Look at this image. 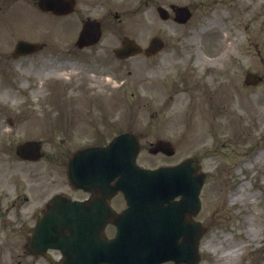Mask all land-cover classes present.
Returning <instances> with one entry per match:
<instances>
[{"label":"rangeland","instance_id":"374dc122","mask_svg":"<svg viewBox=\"0 0 264 264\" xmlns=\"http://www.w3.org/2000/svg\"><path fill=\"white\" fill-rule=\"evenodd\" d=\"M100 1L79 0L82 17L87 12L83 5ZM145 1L117 0L112 11H119L123 4L134 8ZM196 1L211 3L213 11L208 18L200 13L194 15L185 26L162 21L155 12L156 5L175 3L192 7ZM228 1L152 0L155 3L151 13L144 17L136 13L123 15L121 21L111 19V23L104 19L109 27L103 29L101 42L96 48L76 51L75 55L62 56L65 53L59 49L73 47L72 40L80 26L77 21L72 24L73 31L60 34L51 30V26H59L57 23L47 21L42 26L45 17L40 18L36 39L48 38L50 49L17 60H12L7 51L19 34L26 32L25 20L7 23L0 29L5 32L0 38V264H50L25 249L36 211L54 193L67 194L70 190L65 166L72 152L89 144H104L123 131L137 136V164L144 168L175 164L189 156L199 158L206 178L199 195L201 210L195 220L208 228L200 240L199 264H264V0H240L247 6L242 17L235 16ZM197 26L201 27L199 31ZM124 35L134 38L142 47L157 35L170 42L167 52L175 51L181 60L167 61L164 55L166 60L159 62L138 55L117 62L112 49ZM197 53L200 59L219 63L215 65L221 73L202 75L196 71L193 85L191 80L181 81L186 72L180 66L191 64ZM70 58L76 61H68ZM162 63L166 66L163 72L155 66ZM150 66L156 70L147 75ZM246 71L263 76L262 83L244 88ZM111 72L116 73L115 79ZM52 75L60 76L61 85L68 77L70 87L61 89L60 97L51 88L45 90L44 99H38L39 93L36 94L38 102L33 105V101L28 111L22 102L34 97L26 98L25 88L43 86ZM105 75H110L108 78L114 82L108 85ZM204 82L207 87L200 84ZM113 84L117 86L112 87ZM227 93H231L230 99L219 101ZM211 94L222 97H215L209 109L205 102L212 100L208 99ZM47 97L71 103V110L83 113L86 126L77 120L76 130H84L66 135L65 116L56 117L53 131L42 130L51 121L48 115L62 108L47 103ZM193 99L199 100L200 105ZM28 139L42 144L43 158L37 162L20 161L15 156L16 145ZM158 139L170 141L174 155L148 153L150 144ZM240 183L243 198L231 203L230 196ZM113 206L123 208V198L117 197ZM105 233L112 236L114 228L107 227ZM50 253L58 259L57 252Z\"/></svg>","mask_w":264,"mask_h":264},{"label":"water","instance_id":"95a60500","mask_svg":"<svg viewBox=\"0 0 264 264\" xmlns=\"http://www.w3.org/2000/svg\"><path fill=\"white\" fill-rule=\"evenodd\" d=\"M93 30L86 27L81 32L79 46L96 38ZM36 48V44L19 42L16 50ZM165 146L159 141L150 152L165 151ZM26 148L32 150V158H37L35 142L19 146L18 154L24 157ZM137 150L133 137L120 135L106 148L78 153L70 167L71 182L93 190L100 188L97 178H102L105 185L118 177L115 188L123 192L127 209L115 214L105 202L90 200L86 205L56 195L49 201V209L38 213L27 249L44 253L49 247L57 248L63 254L60 264H160L168 260L195 264L199 238L205 231L189 219V214L199 208L203 176L196 175L197 164L187 160L175 167L144 171L135 165ZM176 196L180 200L172 201ZM107 222L117 228L110 241H105L101 233Z\"/></svg>","mask_w":264,"mask_h":264},{"label":"flooded vegetation","instance_id":"af4514ba","mask_svg":"<svg viewBox=\"0 0 264 264\" xmlns=\"http://www.w3.org/2000/svg\"><path fill=\"white\" fill-rule=\"evenodd\" d=\"M234 1H236V2L239 1L241 3L240 0H234ZM20 3H22V4H20ZM76 3H77V0H75L74 9L72 12L63 15V14H57V13L52 12V11L41 10L39 8V0H0V29H2L5 25H7L8 22L11 23L15 20H25V22L27 24L26 33L28 35H34L36 27L38 26L40 15H43L46 18L51 19L52 21H57L60 23H70V22H75V21H82V13L80 11H78V7H77ZM146 6H148V5L146 4ZM91 7L89 6L87 8L86 6H83V8L87 11L86 16H85L86 19H97L96 16H93L94 14H96L102 20H104V19H107L111 14V9H110V6H108V5L95 4L94 6H91ZM204 7L205 6L203 5V3H201V1H196V3H194V6L192 7V9H193L195 17L199 13H200V15H202V17H204V15H205ZM90 8L93 9L94 11L100 10L103 14L99 15L97 13H94L93 15H91L92 11L90 10ZM147 11L148 10H144L143 13H147ZM77 14H78V16H74V18L71 17V16L77 15ZM114 17L117 18L118 14L115 13ZM100 18H99L100 23H103V21ZM164 55L167 56V58H168L167 61H169V60L180 61L181 60V57L180 56L178 57V55H176L175 51L167 52V50L163 54L159 53V54H156V55H153L150 57H146V59L147 60L156 59L159 62H163L166 60V58H163ZM196 56H198V54ZM176 58H177V60H176ZM196 59L198 62L205 61L204 58L200 59L199 57H196ZM152 71L154 72L153 69L149 68L147 70V75L151 74ZM115 74L116 73H113V72L111 73V75H113V77H115L114 76ZM71 192H72V194L73 193L81 194L82 196L79 199H86V198H89L90 196H92L91 193L84 192L81 190H76V189H72ZM114 197H112L110 199V201H109L110 203H111V201L113 203V201L115 200Z\"/></svg>","mask_w":264,"mask_h":264},{"label":"bare ground","instance_id":"6f19581e","mask_svg":"<svg viewBox=\"0 0 264 264\" xmlns=\"http://www.w3.org/2000/svg\"><path fill=\"white\" fill-rule=\"evenodd\" d=\"M234 193L230 196V202L241 201L243 198V184L240 183L239 186L233 191Z\"/></svg>","mask_w":264,"mask_h":264}]
</instances>
